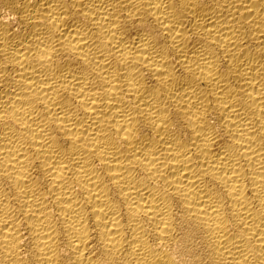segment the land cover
Wrapping results in <instances>:
<instances>
[{
  "label": "bare ground",
  "instance_id": "obj_1",
  "mask_svg": "<svg viewBox=\"0 0 264 264\" xmlns=\"http://www.w3.org/2000/svg\"><path fill=\"white\" fill-rule=\"evenodd\" d=\"M0 264H264V0H0Z\"/></svg>",
  "mask_w": 264,
  "mask_h": 264
}]
</instances>
